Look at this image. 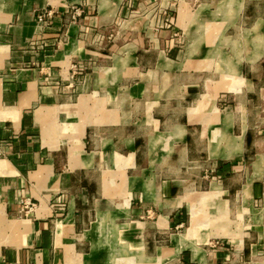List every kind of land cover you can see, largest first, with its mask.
Segmentation results:
<instances>
[{"label": "crops", "instance_id": "1", "mask_svg": "<svg viewBox=\"0 0 264 264\" xmlns=\"http://www.w3.org/2000/svg\"><path fill=\"white\" fill-rule=\"evenodd\" d=\"M259 7L0 0V264H264Z\"/></svg>", "mask_w": 264, "mask_h": 264}, {"label": "rangeland", "instance_id": "2", "mask_svg": "<svg viewBox=\"0 0 264 264\" xmlns=\"http://www.w3.org/2000/svg\"><path fill=\"white\" fill-rule=\"evenodd\" d=\"M73 6H71L70 7V10H73V13L75 14L74 15V17L76 18V19H78V18H80L81 17V15H82V9L81 8H75V7H73ZM162 7V6H161ZM48 12H51L52 13V16H53V12H52V10H48L47 12H43V13H41V15H46ZM262 12H264V8H262V7H259L258 9H255L254 10V13H255V15L256 14H258V13H262ZM40 15V16H41ZM73 15V14H72ZM172 17H173V13H171L170 12V10H167V9H164L163 7L162 8H158L156 11H155V9L153 10V20H154V32H159V31H161V30H163L164 28L165 29H168V28H172V26H173V24H172V21H173V19H172ZM49 18H51V17H49ZM75 18H73L72 19V22L74 21V19ZM46 19H48V18H46ZM246 21V20H245ZM47 22V20L45 21V22H43V23H46ZM169 26V27H168ZM115 30H116V28H114ZM113 29V30H114ZM116 32V31H115ZM178 32H176V35L174 36L175 38H177L178 39V41H179V43H177L178 45H181V43L183 42L182 41V39H183V37L181 38L180 36V34L178 33ZM240 35V36H239ZM239 35H236V36H234L235 38H237L240 42H241V47H242V50H247V49H249V46L248 45H245L246 44V42L244 41V38H243V33H239ZM261 41V40H260ZM257 42H259L258 40L256 41V43ZM224 49H225V52L228 54V55H232L231 57H228V56H226V57H224V60L226 61V62H228V63H231L235 58H233V54H231V52H234L233 50H232V46L231 45H226V46H224ZM208 65L210 66V64L208 63ZM225 70V69H224ZM232 70V69H231ZM231 70H230V72H231ZM223 80H224V85L227 87H229V86H232V85H234V83H236V84H239L240 82H239V79H236V78H234L233 76H230V74H227L224 78H223ZM240 85V84H239ZM83 128V127H82ZM260 205V203L258 202V204H256V208L257 209H261V208H263L264 206H259ZM223 224V223H222ZM221 224H218L217 226H219V228L221 227L220 226ZM219 244H218V240H212V241H210V244H209V246L210 247H216V246H218Z\"/></svg>", "mask_w": 264, "mask_h": 264}, {"label": "built area", "instance_id": "3", "mask_svg": "<svg viewBox=\"0 0 264 264\" xmlns=\"http://www.w3.org/2000/svg\"><path fill=\"white\" fill-rule=\"evenodd\" d=\"M52 16V13L51 12H48L46 15H41L37 18V21L38 23H43L45 22L47 19L46 18H49Z\"/></svg>", "mask_w": 264, "mask_h": 264}]
</instances>
